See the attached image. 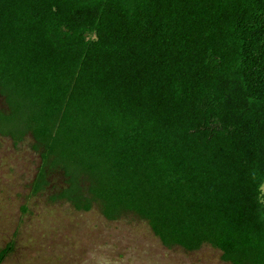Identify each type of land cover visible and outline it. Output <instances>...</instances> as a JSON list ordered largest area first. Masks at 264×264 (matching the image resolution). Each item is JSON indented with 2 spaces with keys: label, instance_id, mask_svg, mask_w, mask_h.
Wrapping results in <instances>:
<instances>
[{
  "label": "trees",
  "instance_id": "1",
  "mask_svg": "<svg viewBox=\"0 0 264 264\" xmlns=\"http://www.w3.org/2000/svg\"><path fill=\"white\" fill-rule=\"evenodd\" d=\"M0 95L33 194L264 264V0H0Z\"/></svg>",
  "mask_w": 264,
  "mask_h": 264
},
{
  "label": "rangeland",
  "instance_id": "2",
  "mask_svg": "<svg viewBox=\"0 0 264 264\" xmlns=\"http://www.w3.org/2000/svg\"><path fill=\"white\" fill-rule=\"evenodd\" d=\"M0 110H7L1 95ZM40 151L30 134L17 144L0 134V251L11 244L1 264H229L207 244L164 246L132 212L108 220L96 203L82 211L56 199L66 184L60 170L33 194Z\"/></svg>",
  "mask_w": 264,
  "mask_h": 264
}]
</instances>
